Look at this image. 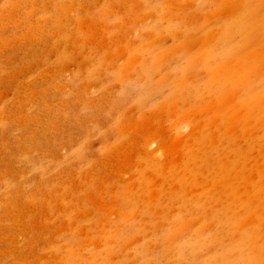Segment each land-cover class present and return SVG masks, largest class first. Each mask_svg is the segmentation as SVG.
Wrapping results in <instances>:
<instances>
[{
	"label": "rangeland",
	"instance_id": "374dc122",
	"mask_svg": "<svg viewBox=\"0 0 264 264\" xmlns=\"http://www.w3.org/2000/svg\"><path fill=\"white\" fill-rule=\"evenodd\" d=\"M172 1L0 0V264H264V0Z\"/></svg>",
	"mask_w": 264,
	"mask_h": 264
},
{
	"label": "bare ground",
	"instance_id": "6f19581e",
	"mask_svg": "<svg viewBox=\"0 0 264 264\" xmlns=\"http://www.w3.org/2000/svg\"><path fill=\"white\" fill-rule=\"evenodd\" d=\"M168 1V0H167ZM172 1V0H171ZM181 1V0H180ZM189 1V0H188ZM173 2V1H172ZM168 3H171V2H168ZM178 3V2H177ZM188 3V2H187ZM122 4V3H121ZM173 4V3H172ZM182 4H183V2H182ZM185 4H186V0H185ZM176 5V4H175ZM74 6V5H73ZM172 6V5H171ZM72 7V6H71ZM182 7V6H181ZM134 8V7H133ZM169 8V7H168ZM174 9V8H173ZM109 12H110V10H109ZM130 15V14H129ZM193 15V14H192ZM198 15V14H197ZM187 16H188V14H187ZM138 19V18H137ZM87 20V19H86ZM87 23V22H86ZM85 23V24H86ZM90 24V23H89ZM96 25H98V24H96ZM97 29V28H96ZM85 30H86V28H85ZM59 31V30H58ZM92 43V42H91ZM230 63H231V61H229ZM229 63V64H230ZM232 63H233V61H232ZM239 64V63H238ZM237 65V64H236ZM242 65V64H241ZM240 65V66H241ZM231 66V65H230ZM242 69V68H241ZM246 79V78H245ZM248 80V79H247ZM250 80V79H249ZM252 83V82H251ZM250 83V84H251ZM250 86V85H249ZM223 108V107H222ZM157 113V112H156ZM154 114V113H153ZM163 114V113H162ZM170 114V113H169ZM149 117V116H148ZM173 117V116H172ZM144 120V119H143ZM145 120H146V118H145ZM176 121V120H175ZM137 122V121H136ZM139 122V121H138ZM142 122V121H141ZM172 122H173V120H172ZM145 123V122H144ZM149 123V122H148ZM150 124V123H149ZM148 124V125H149ZM155 124V123H154ZM154 124H153V126H154ZM147 125V124H146ZM172 125V124H171ZM182 125V124H181ZM182 126H185V125H182ZM121 127V126H120ZM151 127H152V125H151ZM162 127V126H161ZM164 127V126H163ZM146 128V127H145ZM189 128V127H188ZM194 128V127H193ZM128 129V128H127ZM154 129V128H153ZM163 129V128H162ZM174 129V128H173ZM187 129V128H186ZM157 130V129H156ZM143 132V131H142ZM147 132H150V130L149 131H147ZM164 132H165V130H164ZM131 133V132H130ZM158 133V132H157ZM145 134V133H144ZM161 135V134H160ZM147 136H148V134H147ZM150 136H152V135H150ZM155 135L153 134V137H154ZM149 137V136H148ZM157 139V136L156 137H154L153 139ZM144 139V141H145V139L146 138H143ZM140 140V139H139ZM149 141V140H148ZM155 141V140H154ZM177 141V140H176ZM165 143H166V140H165ZM178 143H179V141H178ZM148 144V143H147ZM150 144V143H149ZM178 145V144H177ZM167 146H168V143H167ZM150 147V146H149ZM153 147V146H152ZM158 147H159V145H158ZM119 148V147H118ZM161 148V147H160ZM166 148V147H165ZM169 148V147H168ZM151 149V148H150ZM152 150V149H151ZM171 153V152H170ZM169 153V154H170ZM172 156V155H171ZM175 156V155H174ZM151 157V156H150ZM154 157H155V155H154ZM158 158V157H157ZM108 161V160H107ZM123 161V160H122ZM105 204V203H104ZM102 206V205H101ZM111 211V210H110ZM106 212V211H105ZM109 212V211H108ZM111 213V212H110ZM92 244V243H91Z\"/></svg>",
	"mask_w": 264,
	"mask_h": 264
}]
</instances>
